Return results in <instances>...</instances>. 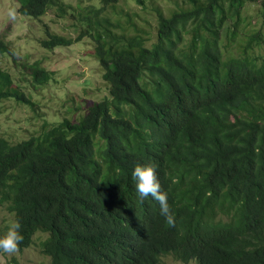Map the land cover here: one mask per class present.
Wrapping results in <instances>:
<instances>
[{"label":"trees","instance_id":"obj_1","mask_svg":"<svg viewBox=\"0 0 264 264\" xmlns=\"http://www.w3.org/2000/svg\"><path fill=\"white\" fill-rule=\"evenodd\" d=\"M15 1L35 20L69 8ZM131 1L155 10L154 38L137 14L104 16L129 0H100L79 13L77 38L46 30L41 41L54 50L89 38L109 96L28 140L0 132V207L22 225L17 252L42 233L50 264H264V2L248 13L259 0H182L167 16L155 0ZM29 69L36 85L52 79L38 62ZM6 100L35 106L0 70ZM147 164L172 225L159 202L137 198L131 172Z\"/></svg>","mask_w":264,"mask_h":264},{"label":"rangeland","instance_id":"obj_2","mask_svg":"<svg viewBox=\"0 0 264 264\" xmlns=\"http://www.w3.org/2000/svg\"><path fill=\"white\" fill-rule=\"evenodd\" d=\"M67 5V14L60 16L57 8L50 9L40 20H35L18 13L15 0H0V35L9 43L11 54L0 56V70L10 74L12 80L27 95L32 96L34 107L6 100L1 105L0 132L10 142L17 143L37 135L44 124L51 126L76 114H85L87 105L93 101H102L109 96L108 86L102 79V69L94 54V43L86 38L70 47L45 49L41 41L45 39L46 30L69 38H77L85 27L79 22V13L100 0H61ZM182 0H155L153 6L160 7L167 16L177 9L176 3ZM259 3L248 7L252 13ZM100 7V4L96 6ZM128 13L135 18L141 31L153 38L157 34V16L152 6L143 10L131 0L119 4L116 9L104 13L114 20L122 17L125 22ZM127 14V15H128ZM72 15H75L73 17ZM48 27V29H47ZM39 63L41 67L53 73L51 81L40 86L34 84L29 66ZM80 108L81 110H78ZM77 109V110H76ZM13 216L0 207V232L6 230ZM42 233L35 235L33 244L23 252L4 254L2 264H50V258L40 249ZM161 264H183L175 258L163 257ZM189 264H196L190 262Z\"/></svg>","mask_w":264,"mask_h":264},{"label":"clouds","instance_id":"obj_3","mask_svg":"<svg viewBox=\"0 0 264 264\" xmlns=\"http://www.w3.org/2000/svg\"><path fill=\"white\" fill-rule=\"evenodd\" d=\"M137 198L143 201L149 197L159 202L160 215L169 225L174 223V213L168 203V194L161 188L155 164L137 165L131 172ZM22 225L19 220L9 222L7 231L0 235V253L15 254L23 242Z\"/></svg>","mask_w":264,"mask_h":264}]
</instances>
